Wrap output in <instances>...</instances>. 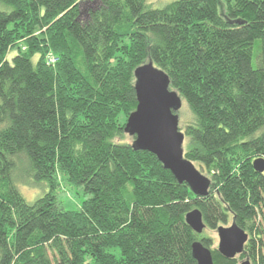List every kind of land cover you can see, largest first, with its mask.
Masks as SVG:
<instances>
[{"label":"trees","instance_id":"trees-1","mask_svg":"<svg viewBox=\"0 0 264 264\" xmlns=\"http://www.w3.org/2000/svg\"><path fill=\"white\" fill-rule=\"evenodd\" d=\"M146 2L0 0V264H197L192 245L212 244L185 222L195 209L210 230L232 218L252 236L240 259L264 264V0ZM149 61L193 115L205 198L123 142ZM60 180L90 195L79 210ZM18 182L48 191L28 202Z\"/></svg>","mask_w":264,"mask_h":264},{"label":"water","instance_id":"water-1","mask_svg":"<svg viewBox=\"0 0 264 264\" xmlns=\"http://www.w3.org/2000/svg\"><path fill=\"white\" fill-rule=\"evenodd\" d=\"M134 77L137 107L124 128L125 134L134 138L132 148L137 152L151 153L179 184H186L196 197H207L211 180L185 157V134L179 129L178 116L183 100L171 89L169 76L149 61L135 70ZM253 168L263 175L264 158L256 159ZM185 222L197 235H202L206 228L198 209L189 212ZM217 232V252L223 258L234 260L244 253L249 234L235 221L230 227H218ZM192 255L197 264H214L211 249L200 241L192 245ZM241 264L251 262L246 259Z\"/></svg>","mask_w":264,"mask_h":264},{"label":"rangeland","instance_id":"rangeland-1","mask_svg":"<svg viewBox=\"0 0 264 264\" xmlns=\"http://www.w3.org/2000/svg\"><path fill=\"white\" fill-rule=\"evenodd\" d=\"M174 1H177V0H147L146 6L147 8H151V9H162L166 7L168 4L173 3ZM0 11L10 12L11 9L8 6L0 3ZM82 12L83 14L86 13V7H82ZM25 49L26 48L24 47V50ZM12 55H13V52L11 56ZM178 116H179V129L182 133H184L186 126L194 122L193 115L188 105L184 101H183L182 109L178 112ZM133 141H134V138L128 136L127 134H126L125 139L123 140V142L127 144H132ZM186 148H187V144L185 142L184 149ZM195 166L204 176L208 177L211 180L210 176L204 173L197 164H195ZM18 183H20L18 185L19 191L21 192L23 197L28 202H33L35 199L38 198V196L44 193L43 192L44 190L47 189V187L43 185L27 186L23 182H18ZM55 196L57 198L58 203L64 209L69 210V211L79 210L82 203L90 198V195L85 194L82 188L70 185L65 180H60V186L56 190ZM232 223H233V219L230 218L228 224L224 227H230ZM201 236H204L205 238H208L210 240L212 244L211 246L212 251H217L218 245H219V237H218L217 229L210 230V229L205 228ZM251 239H252V236L249 234V240ZM245 260L246 258L243 260L240 259V256L236 258L237 264H241Z\"/></svg>","mask_w":264,"mask_h":264},{"label":"built area","instance_id":"built-area-1","mask_svg":"<svg viewBox=\"0 0 264 264\" xmlns=\"http://www.w3.org/2000/svg\"><path fill=\"white\" fill-rule=\"evenodd\" d=\"M48 62H49V64H54V63H55V60H54L53 58H50V59L48 60Z\"/></svg>","mask_w":264,"mask_h":264}]
</instances>
